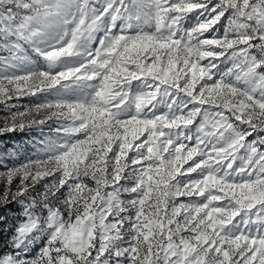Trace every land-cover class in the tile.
<instances>
[{"label":"snow or ice","instance_id":"obj_1","mask_svg":"<svg viewBox=\"0 0 264 264\" xmlns=\"http://www.w3.org/2000/svg\"><path fill=\"white\" fill-rule=\"evenodd\" d=\"M0 106V264H264V0H0Z\"/></svg>","mask_w":264,"mask_h":264},{"label":"rangeland","instance_id":"obj_2","mask_svg":"<svg viewBox=\"0 0 264 264\" xmlns=\"http://www.w3.org/2000/svg\"><path fill=\"white\" fill-rule=\"evenodd\" d=\"M30 99L31 98H24L20 101V103L26 105L29 103ZM1 109H3V106H0V110ZM38 139L39 133L34 129H25L23 132H18V136H15L9 142L0 141V157H4L14 150L20 154V159L22 160L26 155L33 151L35 143ZM14 213V207H10L9 209H0V216L9 217L6 223H0V244L4 243L5 234L7 233L8 228L12 226V216ZM2 229H4L3 233H1Z\"/></svg>","mask_w":264,"mask_h":264},{"label":"trees","instance_id":"obj_3","mask_svg":"<svg viewBox=\"0 0 264 264\" xmlns=\"http://www.w3.org/2000/svg\"><path fill=\"white\" fill-rule=\"evenodd\" d=\"M6 115V112H4L3 109L0 110V119H2L4 116ZM15 136H18V132H13V133H6L3 135H0V141H5V142H9L10 140H12ZM2 229V232L3 233ZM2 245V244H0Z\"/></svg>","mask_w":264,"mask_h":264}]
</instances>
